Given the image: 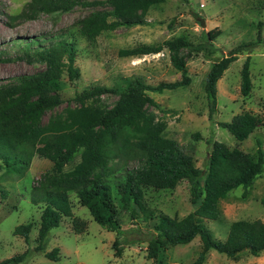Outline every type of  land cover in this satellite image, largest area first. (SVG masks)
<instances>
[{
    "label": "rangeland",
    "instance_id": "1",
    "mask_svg": "<svg viewBox=\"0 0 264 264\" xmlns=\"http://www.w3.org/2000/svg\"><path fill=\"white\" fill-rule=\"evenodd\" d=\"M29 1L0 0V82L44 67L30 60L25 51L38 46L34 43L28 47L26 41L42 39V35L52 36L54 40L67 37L74 44V67L80 72L74 81L62 75L58 90L65 100L46 112L42 122L51 114L63 111L66 105L74 106V94L92 86L119 91L135 80L150 86L181 80L182 72L172 65L166 48L157 53L136 55H122L120 51L158 45L168 38L185 34L200 45L186 59L187 85L165 89L162 93L148 91L154 100L150 109L165 123L163 136L176 140L202 169L210 151L208 140L237 146L254 159L259 144L264 152V127L239 142L220 125L244 112L264 119V0H164L151 6L145 16V25L104 31L94 41L83 37L78 25V20L93 9L90 5H76L65 12L39 13L33 18L20 17L19 13ZM202 20L204 25H201ZM49 41L41 44L47 45ZM234 51L238 52L236 60L217 81L215 113L210 119L204 89L206 74L214 62ZM247 58L251 88L248 95H243L241 73ZM102 97L111 105L118 96L104 93ZM39 146L50 154L51 143L44 141ZM79 154H75L64 170H70L78 162ZM134 164L128 161L125 167L106 179L113 190L121 234L102 228L75 193L70 192L71 215H63L58 226L49 230L42 251L36 248L42 207L33 204L31 194L33 187L52 172L53 161L49 156L35 154L22 177L7 175L0 167V261L25 253L23 260L15 264H191L201 249L198 236L187 244L161 248L157 258L147 256V241L155 233V216L164 213L182 218L195 208L189 200L187 182L180 181L172 190H146L144 203L155 216L148 219L138 212L133 218L122 209L116 183ZM219 207L221 213L217 220H205L206 226L219 239H225L233 221L259 219L264 222V171L246 191L237 187L221 199ZM29 223L32 227L28 240L21 234H14L17 225ZM115 240L118 246L113 245ZM53 249H58V258L45 255ZM202 264H264V252L258 256L243 253L231 258L210 250Z\"/></svg>",
    "mask_w": 264,
    "mask_h": 264
},
{
    "label": "trees",
    "instance_id": "2",
    "mask_svg": "<svg viewBox=\"0 0 264 264\" xmlns=\"http://www.w3.org/2000/svg\"><path fill=\"white\" fill-rule=\"evenodd\" d=\"M163 1L30 0L19 15L33 18L39 13L65 12L76 5H90L93 9L78 20V25L80 34L94 41L104 31L145 25V16L151 6ZM257 37L260 38V33ZM45 40L50 41L47 45L41 44ZM34 43L38 46L33 50L26 48L27 56L44 67L0 82V167L7 175L22 177L35 154L49 156L53 161L52 172L33 187L31 194L33 204L42 207L37 250L45 249L49 230L58 226L61 217L71 215L70 192L75 193L102 228L121 234L113 190L106 179L131 161L134 166L116 183L122 209L131 217L136 218L141 212L146 218H153L154 211L144 203L145 191L172 190L180 181L187 182L189 200L195 206L182 218L164 213L155 216V233L147 241L149 258H157L163 247L187 244L197 236L201 249L191 264H202L210 250L231 258L243 253L258 256L264 252V222L259 219L231 222L225 239L216 237L205 223V220L219 218L221 199L237 187L246 191L262 174L264 152L259 142L257 158L254 159L237 146L208 140L210 151L202 169L195 165L193 157L185 153L176 140L163 136L165 123L157 119L150 109L154 100L148 91L162 93L165 89L187 85L189 79L184 73L186 59L200 45L180 34L158 45L123 49L120 51L122 55H136L157 53L166 48L172 65L182 72V79L155 86L135 80L119 91L92 86L74 94V106L66 105L63 111L51 114L42 122L46 112L65 100L58 90L62 75L74 81L80 72L74 67V44L67 37L54 40L52 36L42 35V39L26 41V46L31 47ZM236 53L234 51L214 62L206 74L204 89L210 119L215 113L217 81L236 60ZM241 74V92L248 95L251 88L249 58L244 62ZM104 93H115L118 97L113 104L107 105L102 97ZM220 125L241 142L254 130L264 127V119L244 112ZM44 141L52 145L49 155L43 146H39ZM78 152V162L70 170H64ZM2 193L6 194L4 190ZM31 227L30 223L17 225L14 234H21L28 240ZM75 228L80 231L77 224ZM113 245L118 246V241L115 240ZM24 254L6 258L0 264H15L23 260ZM45 255L58 258V249Z\"/></svg>",
    "mask_w": 264,
    "mask_h": 264
},
{
    "label": "water",
    "instance_id": "3",
    "mask_svg": "<svg viewBox=\"0 0 264 264\" xmlns=\"http://www.w3.org/2000/svg\"><path fill=\"white\" fill-rule=\"evenodd\" d=\"M201 25H204V21L203 20L201 21Z\"/></svg>",
    "mask_w": 264,
    "mask_h": 264
}]
</instances>
